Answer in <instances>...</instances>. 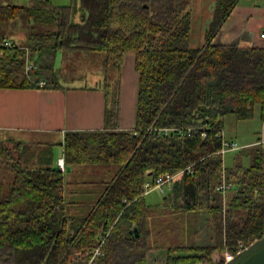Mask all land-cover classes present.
Wrapping results in <instances>:
<instances>
[{
    "label": "trees",
    "instance_id": "obj_1",
    "mask_svg": "<svg viewBox=\"0 0 264 264\" xmlns=\"http://www.w3.org/2000/svg\"><path fill=\"white\" fill-rule=\"evenodd\" d=\"M236 1H215L205 42L198 47L190 44L191 0L0 4V88L64 89L55 62L59 52L71 50L102 53L105 69H119L125 55L133 54L138 73L132 129H117L116 81L107 95L105 128L65 134V168L118 167L87 216L66 214L61 170L37 165L23 142H0V264H148L144 254L134 260V254L121 255L128 242L141 237L153 213L165 219L150 249L166 250L165 264H224L226 249L235 252L239 242L263 236L264 142L234 150L230 166L220 152L226 115L251 119L260 105L264 123V47L213 43ZM78 12L81 20L75 22ZM7 26L24 31L23 46L2 48L11 37ZM27 51L35 65L28 73ZM162 128L174 131L164 134ZM190 165L192 171L173 183L163 205L147 204V181ZM191 213L207 215L211 242L191 241L194 232L186 229Z\"/></svg>",
    "mask_w": 264,
    "mask_h": 264
},
{
    "label": "crops",
    "instance_id": "obj_2",
    "mask_svg": "<svg viewBox=\"0 0 264 264\" xmlns=\"http://www.w3.org/2000/svg\"><path fill=\"white\" fill-rule=\"evenodd\" d=\"M50 1L56 4L54 0ZM215 1L191 0V46L198 47V45L204 44L205 33L212 20ZM30 3L32 0H0V4L27 6ZM195 10H203L202 22L196 20L195 23L193 20ZM195 27L198 28V32L194 31ZM263 30L264 0H237L230 13L220 24L213 43L242 47H264V39L260 36ZM23 38L25 40V37ZM8 39L18 46L24 44V42L19 43L12 36ZM65 53H62L63 58ZM134 61L133 54H126L121 67L115 69L116 77H114L117 79V83L116 81L115 83L118 85L120 93V115L117 126V129L120 130H130L134 127L138 91V73L135 70ZM63 87L64 89L0 88V142L15 140L30 147L35 143L58 145L62 149L60 151H63V156L57 158L56 168L59 169L58 159L64 158L63 144L66 133L71 131H99L104 129L108 122L106 120L107 95L109 93V90L106 89L107 85L104 86L100 82L90 87ZM259 118L262 124L259 139L262 141L264 140V123L261 119V107ZM41 134H45L47 140H39ZM230 141L238 143L235 139H230ZM255 142L245 143L241 146ZM148 194L150 193H145V197ZM165 195L163 200L166 198Z\"/></svg>",
    "mask_w": 264,
    "mask_h": 264
},
{
    "label": "rangeland",
    "instance_id": "obj_3",
    "mask_svg": "<svg viewBox=\"0 0 264 264\" xmlns=\"http://www.w3.org/2000/svg\"><path fill=\"white\" fill-rule=\"evenodd\" d=\"M58 5L68 4L79 7L80 0H54ZM203 10H195L193 20L202 22L204 14ZM80 14L77 13L74 17L75 22H80ZM6 29L12 37L19 43L24 42V31L20 28H13L7 26ZM198 32V28H194ZM200 44V43H199ZM200 46V45H198ZM63 52H66L63 56ZM58 54L57 62H55L56 69L61 73L60 81L63 86L76 87L87 86L90 87L96 83L107 85L109 91L113 90L115 85V69L109 67L105 69L102 61L104 55L102 53L88 52L81 50L63 51ZM74 52V53H73ZM115 76V77H114ZM112 85V86H111ZM260 105L255 108L253 118L247 120H239L233 113L224 117V138L226 140L235 139L240 146L245 143L255 142L261 137V120H260ZM42 135V134H41ZM45 135V134H44ZM42 135L39 140H45L46 137ZM47 140V139H46ZM49 140V139H48ZM262 142V141H261ZM60 146H52L43 144H32L29 149L31 157H37L35 162L48 163L50 166L56 167L58 156H63V151ZM236 151H229L224 154V165L230 166L234 161ZM39 158V159H38ZM34 162V163H35ZM249 161L245 159V164ZM47 164V165H48ZM118 171L116 165H73L67 166L64 175V196L67 201L66 214L69 216L85 217L91 213L95 207L96 202L101 198L108 184L115 177ZM146 196V200L152 208L157 205H163L164 195L159 190H152ZM165 218L160 219L159 216L153 213L147 219V225L141 229V237L127 243L126 248L123 249L124 256L128 259L129 254L133 255V260L141 255H146L148 264H165L167 253L164 249H150V243L156 232L157 227L163 223ZM187 230L194 232L191 241L198 244H207L212 240V229L209 225L206 214L191 213L186 217ZM227 251V249H226ZM225 251V253H226ZM214 260L219 258L218 254L213 255ZM131 259V260H132ZM122 262V259L119 258ZM130 260V261H131ZM206 264V263H200Z\"/></svg>",
    "mask_w": 264,
    "mask_h": 264
},
{
    "label": "built area",
    "instance_id": "obj_4",
    "mask_svg": "<svg viewBox=\"0 0 264 264\" xmlns=\"http://www.w3.org/2000/svg\"><path fill=\"white\" fill-rule=\"evenodd\" d=\"M260 36H261V38L264 39V30L261 32ZM1 45H2V48H4V49H11V48H14L15 43L10 39H6ZM2 52L3 51H1V53ZM34 67H35V65H34L33 61L30 59L28 51H27L26 65H25L26 73H28ZM44 84H45V81L40 82V86H43ZM173 131H174V129H169V128L160 129V132H162L164 134H169V133H172ZM219 136L222 139V149L220 150V152L223 155L229 151H234V150L241 148V146L237 142L226 140L224 138L223 130L219 133ZM262 142H264V140H262ZM58 167L62 172L65 171L64 158L58 159ZM192 167H193V165H190L186 169L180 170L179 172H177L175 174H166L164 176H160L156 179L155 183H152L151 181H147L145 184V193H149L150 191L155 189V190H159V192L163 195L167 194L169 191L172 190L173 183L182 175V173L185 170H187L188 172H191ZM226 188H227V186L225 184H223L219 187V189L223 190V192L226 190ZM250 244H245L244 242H239L235 248V252H230L229 250H227L225 255H224V263L233 259L237 253H240L242 250L247 248ZM99 253H100V248H98L95 251V254H99ZM215 260L219 261L220 259L217 258Z\"/></svg>",
    "mask_w": 264,
    "mask_h": 264
},
{
    "label": "water",
    "instance_id": "obj_5",
    "mask_svg": "<svg viewBox=\"0 0 264 264\" xmlns=\"http://www.w3.org/2000/svg\"><path fill=\"white\" fill-rule=\"evenodd\" d=\"M132 231L135 237L139 236L137 227H134ZM224 264H264V234Z\"/></svg>",
    "mask_w": 264,
    "mask_h": 264
}]
</instances>
